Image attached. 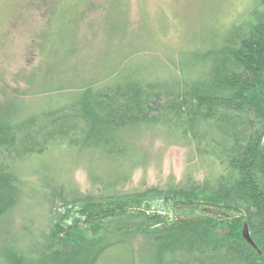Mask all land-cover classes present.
<instances>
[{
  "label": "trees",
  "instance_id": "1",
  "mask_svg": "<svg viewBox=\"0 0 264 264\" xmlns=\"http://www.w3.org/2000/svg\"><path fill=\"white\" fill-rule=\"evenodd\" d=\"M54 17L48 43L58 48L74 21ZM222 28L182 52L174 77L121 63L47 89L59 94L46 107L0 114V264H109L118 253L125 264H264V0ZM153 131L173 144L195 142L201 172L191 166L179 180L128 189L150 165L143 142ZM56 148L90 162V186L33 168L44 219L35 229L29 216L13 231L29 163Z\"/></svg>",
  "mask_w": 264,
  "mask_h": 264
},
{
  "label": "rangeland",
  "instance_id": "2",
  "mask_svg": "<svg viewBox=\"0 0 264 264\" xmlns=\"http://www.w3.org/2000/svg\"><path fill=\"white\" fill-rule=\"evenodd\" d=\"M251 3L252 0H0V114L23 104L27 109L46 107L59 94L45 93L47 89L82 84L121 63L129 72L141 71L138 66H145L153 74L174 77L183 67L184 50L214 33L221 37L222 27ZM62 12L74 21L71 29L64 32L68 34L64 42L74 36L67 48L60 40L57 41L63 44L58 48V44L48 43L53 23H57L54 16ZM169 140L158 131L146 136L143 148L150 154V165L137 169L126 188L179 180L191 166L201 172L202 165L193 160L195 142L177 145ZM74 155L69 149L56 148L29 163L30 170L25 173L27 195L12 214L13 231H19L22 220L29 216L34 218L35 229L44 219L45 191L37 182L39 172L33 168L53 167L60 182L79 184L83 189L90 186V162H76ZM91 165L100 166L96 161ZM114 259L109 264H125L119 253ZM136 264L144 263L137 260Z\"/></svg>",
  "mask_w": 264,
  "mask_h": 264
},
{
  "label": "water",
  "instance_id": "3",
  "mask_svg": "<svg viewBox=\"0 0 264 264\" xmlns=\"http://www.w3.org/2000/svg\"><path fill=\"white\" fill-rule=\"evenodd\" d=\"M206 211L209 212V213H213V214H216V215H225V211L221 210V209H218V208H206ZM246 233H248V236L246 235ZM245 235L247 238L250 239V232L248 231V228L245 229Z\"/></svg>",
  "mask_w": 264,
  "mask_h": 264
}]
</instances>
